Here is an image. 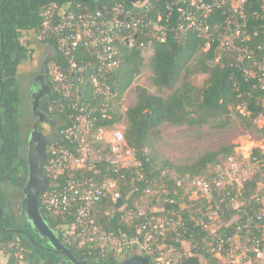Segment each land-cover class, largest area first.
<instances>
[{
    "label": "built area",
    "instance_id": "1",
    "mask_svg": "<svg viewBox=\"0 0 264 264\" xmlns=\"http://www.w3.org/2000/svg\"><path fill=\"white\" fill-rule=\"evenodd\" d=\"M263 2L174 0L178 15L176 34L180 37L196 35L203 42L200 52L212 50L214 61H219L224 52L235 53L237 61H250L263 89L264 64L261 61L264 55L260 51L264 33L260 29L264 24L255 27L264 18ZM166 7L171 9L170 5ZM39 14L41 25L36 37L40 41L54 40L58 54L46 65V75L59 93V100L53 102L50 109L71 112L70 126L61 131L60 139L46 147L42 169L49 187L41 193L39 207L51 220L65 222L62 237L68 245L92 253L98 250L100 259L108 254L120 259L127 243L97 224L94 209L107 195L117 203L121 198L118 179L122 178L117 171L139 168L140 164L124 143L121 129L94 127L90 118L93 109L88 110L81 104L79 86L91 81L97 88H103L96 77L118 68L120 46L132 47L138 33L148 37L146 42L140 43L142 47L150 44L151 39L162 42L163 17L161 14L151 17L148 5L120 2L94 12L80 5L70 9L50 4ZM260 34L263 38L257 39ZM82 51L87 52L90 60H84ZM245 73L254 77L252 71ZM103 94L108 100L114 96L105 90ZM262 115L254 121L256 124ZM259 152L258 156L248 157L252 168L249 176L232 157L205 176L173 177L174 183L185 192L183 196L193 193L196 197L187 208L194 228L189 231L181 215L173 221L140 212L137 215L144 220L138 224L137 237L130 243H135L142 255L148 257L149 264H264V148ZM103 162L116 167V178L104 175L96 182L92 178L75 180L73 177L72 172L76 171L99 175L98 166ZM69 172L64 184H56ZM134 174L142 178L139 171L135 170ZM253 177H256L255 189L246 198L248 189L244 182ZM166 191L163 181L154 187H145L142 194L156 202L173 203L165 196ZM210 211L215 214L214 220L207 215ZM226 214L231 215L227 220L223 219ZM11 247L14 257L23 262L25 249L20 240H13Z\"/></svg>",
    "mask_w": 264,
    "mask_h": 264
},
{
    "label": "trees",
    "instance_id": "2",
    "mask_svg": "<svg viewBox=\"0 0 264 264\" xmlns=\"http://www.w3.org/2000/svg\"><path fill=\"white\" fill-rule=\"evenodd\" d=\"M250 1L252 2V0ZM253 1L258 2V0ZM116 2L129 5L125 0H0V9L4 20L0 27V32H2L0 35V57L3 60V55L6 56L2 61L4 63L2 65L4 93L1 99L0 118L5 138L4 149L0 157V184L3 181H9L20 188L27 173L25 147L21 143L17 121L20 115L21 101L18 96L16 78L20 73L21 65L30 55L27 42L23 43L19 39L22 32L38 33L41 25L39 12L50 4L70 9L80 5L82 9L94 12ZM173 3L174 0H146L143 3V5H148L151 17L154 18L157 14H161L163 17L165 36L162 42L151 39L150 44H144L142 47L140 43L146 42L148 37L140 36L138 33L132 47L120 46L118 68L112 73L96 77L98 82L103 84V88H97L91 81L79 86L81 104L88 110L93 109L90 118L93 119L95 128L109 129L124 117V141L126 146L133 151L135 160L140 164L139 168L129 167L117 171L119 175H122V178L118 179V191L121 198L117 203H113L110 196L107 195L94 209L97 224L103 230L116 235L122 243H127L124 248V256L132 254L134 250L132 251L131 246L136 247L135 244L130 245V241L136 239L137 226L144 219L137 215L138 212L133 204L136 200L143 198L142 191L145 187H154L164 181L167 185L165 196L173 200V203L168 204L152 199L150 204L154 207L160 206L163 208V212H151L150 210L146 212L148 216H165L177 221V216L181 215L185 227L191 231L194 226L190 215L187 209L181 208L178 203L185 202L189 206L191 202L188 201L187 196L180 199L183 190L174 183L171 177L168 178L169 171L176 173L177 178L205 176L222 161L235 156V146L228 145L222 146L216 151H205L194 160L179 164L160 160L155 150V143L158 140V127L161 124L197 128L208 126L211 129L224 130L231 125L234 115L240 119L246 130L261 135L264 140V125L259 127L254 122L258 116L264 114V88L260 87L256 69H253L250 61H237L235 53L224 52L220 55L219 61H214L215 53L212 50L200 52L203 42L196 35L177 36L175 28L178 15L177 7ZM166 5H170L171 9H168ZM263 24L264 18L255 27L260 28V25ZM260 30L264 33V27ZM260 36L257 39L263 38ZM42 42L54 46L55 56L53 57H57L55 41ZM144 52L151 53L147 63H144ZM260 53L264 55V45H262ZM82 55L85 61L90 60L87 52L82 51ZM261 62L264 64V61ZM145 67L151 71V84L157 91L160 93L166 90L171 93L163 97L150 93L144 87L137 86L134 89L135 102L133 106L128 108L124 114H120L113 106L114 100L120 99L134 78ZM246 71H252L254 77L247 75ZM200 75L207 76L202 84L197 81ZM49 85L52 94L44 103V109L62 123L61 130H63L71 124L69 119L71 112L70 110L60 112L57 109H50L52 103L59 100V93L55 91L53 83L49 82ZM103 90L114 96L108 100L107 95L103 94ZM100 109H105V111L102 112ZM241 109L244 110L243 113H241ZM57 140L51 141L50 144ZM96 146L99 147L100 144ZM259 151L255 149L250 157L258 156ZM107 153L106 150L104 154ZM249 159L241 161L246 164L250 162ZM98 168L101 171L99 175H95L92 171H86L83 174L81 171H76L72 172L73 177L75 180L92 178L96 182L104 175L116 178L114 171L116 167L109 162H103ZM135 170L140 172L141 179H138V176L134 174ZM164 171L167 173L163 175ZM42 174L49 182L43 169ZM69 174L71 172L65 173L59 179L60 181L55 183L64 184L69 179ZM255 178L244 182L248 189L244 195L246 198L255 189ZM129 210L134 212V216L131 221L126 222L124 216ZM0 211L3 225L0 224V253L6 256L8 264L19 262L14 257V249L11 247V242L15 239H19L25 249L23 262L26 264H69L63 255L45 249L48 247L45 240L40 239L31 230L30 224L22 216L14 215L7 196L1 188ZM40 212L49 227L58 233L63 245L69 248L77 259H85L90 264H116L121 260L113 254H108L100 259L97 255L98 250L92 253L68 245L62 237V228L65 222L60 219L51 220L41 208ZM230 216V214H226L223 219L227 220ZM172 236L173 234L169 237ZM139 254H143V252L139 250Z\"/></svg>",
    "mask_w": 264,
    "mask_h": 264
},
{
    "label": "rangeland",
    "instance_id": "3",
    "mask_svg": "<svg viewBox=\"0 0 264 264\" xmlns=\"http://www.w3.org/2000/svg\"><path fill=\"white\" fill-rule=\"evenodd\" d=\"M19 39L23 43L27 42V45L31 44L32 52H35V49L37 47V45H35L36 40H32L30 32H22V35ZM143 55L144 63H147L151 53L144 52ZM24 64L25 63L21 65L22 67L20 68V71L22 70V68H24ZM150 77L151 71L147 67L143 68L141 73L134 78L131 85L125 90L120 99H118L117 101L114 100L113 106L118 110L120 114H124L128 108L133 106L135 102L134 89L137 86L144 87L150 93L159 94L163 97H166L171 93V91L166 90L159 93L157 89L151 84ZM206 77V75H200L197 78L198 83L202 84ZM262 116L263 117L260 118L259 121H257V125L259 127H262L264 125V115ZM232 119L233 120L231 125L224 130H215L209 128L208 126L197 128L186 126H170L166 123L161 124L158 127V140L155 143V150L158 158L160 160H168L175 164H179L194 160L205 151H216L222 146L233 145L235 146V156H231L228 158L233 157L235 161L242 166L245 174L247 176L251 175L252 168L248 165V163L243 164L241 160L246 161V159H248V157L255 149L260 150L264 148V140L261 135L246 130L237 116L233 115ZM124 122L125 119L123 117V120H120V122L114 124L110 128H118L124 131ZM106 137L109 136L106 135ZM166 173L167 171H164L162 174L164 175ZM176 176V173H174L173 171H169L168 178H173ZM3 187V190H7L8 188L6 187V185ZM183 195H185V192H183ZM183 195L180 199H183ZM187 197L189 202H192V200H195L196 198L195 196H193V193ZM150 201H152V198L143 196V198L141 197L134 202L133 207L135 208V210H137L138 213H146L150 210L151 212H153L154 209H156L155 211L162 210L160 206L154 207L153 205H151ZM178 203L180 204L181 208H188V205H186L185 202ZM207 215L211 217L212 220L215 219L214 212L210 211ZM133 216L134 212L129 210L124 216V221H131ZM133 244L135 243H131L130 245ZM130 248H133L132 251L134 250L132 253H139V248L137 245L136 247H134L133 245ZM185 249H188V246H185ZM125 256L128 255L125 254ZM125 256L123 254L122 258L120 259H123Z\"/></svg>",
    "mask_w": 264,
    "mask_h": 264
},
{
    "label": "water",
    "instance_id": "4",
    "mask_svg": "<svg viewBox=\"0 0 264 264\" xmlns=\"http://www.w3.org/2000/svg\"><path fill=\"white\" fill-rule=\"evenodd\" d=\"M126 2L133 5H142L146 0H125ZM2 35V32H0ZM136 38V35H134ZM3 41V39H2ZM5 58V57H4ZM45 95L51 96L52 90L46 85ZM39 99L35 100L34 111L38 115L39 120L46 122L47 117L41 111H39ZM48 139L41 132L37 131L36 128L30 132L27 152H26V166L27 173L26 179L21 187L22 200L20 204L21 216L25 221L30 224L31 230L38 235L40 239H44L46 245L45 249L50 250L56 254L63 255L69 264H90L85 259H77L59 239V235L56 231L51 229L40 212L39 197L41 193L49 187V183L46 181L42 174L41 165L46 160V147ZM0 211V224L2 225ZM3 226V225H2ZM147 256L132 253L116 264H149Z\"/></svg>",
    "mask_w": 264,
    "mask_h": 264
},
{
    "label": "flooded vegetation",
    "instance_id": "5",
    "mask_svg": "<svg viewBox=\"0 0 264 264\" xmlns=\"http://www.w3.org/2000/svg\"><path fill=\"white\" fill-rule=\"evenodd\" d=\"M5 6V5H4ZM4 23L2 18V11L0 9V27L1 24ZM1 31V30H0ZM31 44L27 45L28 54L31 55L32 48ZM53 52L46 53V56L52 55ZM29 55V57H30ZM6 56L3 55V60H5ZM2 60V61H3ZM0 61V117H1V99L4 93V81L2 79V72L4 63ZM24 68L20 71L17 76V86H18V96L21 101L20 106V115L17 118L18 128L21 137V143L25 147V153L27 152V144L30 132L36 128L37 131L41 132L48 139V144L51 141L60 139L61 127L62 123L55 117L51 116L48 111L46 112L44 109V103L47 98L50 96L45 95V86L49 85V79L46 75V63L48 61H30L27 57L25 60ZM39 99V111L43 112L47 117V121L43 122L39 120L38 115L34 111L35 100ZM4 133H3V125L0 118V157L2 155L4 149ZM8 184V185H7ZM8 187L7 190H3V186ZM0 188L7 196V201L10 203V207L15 216H21L20 204L22 200L21 187L18 188L9 181H3L0 184ZM2 218V216H1ZM21 231V230H20Z\"/></svg>",
    "mask_w": 264,
    "mask_h": 264
},
{
    "label": "crops",
    "instance_id": "6",
    "mask_svg": "<svg viewBox=\"0 0 264 264\" xmlns=\"http://www.w3.org/2000/svg\"><path fill=\"white\" fill-rule=\"evenodd\" d=\"M32 36V40L35 41V45H37L35 52H32L29 59L30 61H48L51 59L53 56H55V48L54 46H51L49 44H46L40 40L37 39V33L30 32ZM53 52L52 55L46 56V53ZM35 53V54H34ZM0 61H2L0 57ZM0 264H8V260L6 256L2 255L0 253ZM17 264H26L24 262H17Z\"/></svg>",
    "mask_w": 264,
    "mask_h": 264
}]
</instances>
